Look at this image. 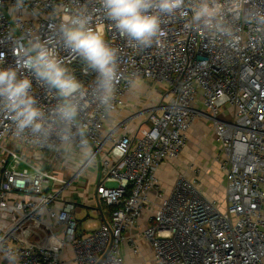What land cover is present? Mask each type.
<instances>
[{"label": "built area", "instance_id": "built-area-1", "mask_svg": "<svg viewBox=\"0 0 264 264\" xmlns=\"http://www.w3.org/2000/svg\"><path fill=\"white\" fill-rule=\"evenodd\" d=\"M244 2L246 8L264 9V0ZM82 4L117 50L121 77L112 107L105 111L96 101L95 73L57 44L66 67L88 92L78 117L86 147L75 128L65 144L58 129L47 138L17 135L0 115L4 258V250L12 249L17 264H65L63 249L71 245L76 264H127L122 245L140 254L135 229L149 211L140 236L150 245L154 264H264V26L228 16L233 46L228 37L211 39L185 21L165 19L164 47L142 50L102 20L97 0H0V65L14 66L22 41L46 40L63 8ZM21 76L33 79L38 106L46 113L55 107L54 90L29 72ZM136 77L153 88L145 93V108L127 112L135 103L128 101L134 90L129 80ZM142 115L145 119L132 126ZM198 119L211 124L219 143L225 209L203 193L199 179L178 172L167 192L158 178L160 167L182 154ZM83 178L95 179L93 200L74 196L73 184ZM86 207L99 217V226L80 223ZM37 233L41 238L32 239ZM54 239L57 244L51 245Z\"/></svg>", "mask_w": 264, "mask_h": 264}, {"label": "clouds", "instance_id": "clouds-1", "mask_svg": "<svg viewBox=\"0 0 264 264\" xmlns=\"http://www.w3.org/2000/svg\"><path fill=\"white\" fill-rule=\"evenodd\" d=\"M102 20L109 22L127 40L130 47L146 50L164 47L162 24L165 19H180L188 28L208 33L211 39L228 37L235 46V32L227 17L264 26V9L246 8L244 0H97ZM54 34L46 40L38 36L23 41L15 53L14 66L0 65V115L13 125L17 135L25 132L37 138H47L58 129L60 139L70 144L73 128L81 137L86 129L79 124L83 101L88 95L82 82L66 67L57 44L73 54L95 73L92 90L96 101L108 111L121 74L118 71L117 50L111 47L86 5L64 7ZM23 71L54 90L58 102L49 112L38 106L32 94L33 79L21 76ZM132 89H140L139 77L129 80ZM9 264H17L12 249H5Z\"/></svg>", "mask_w": 264, "mask_h": 264}, {"label": "crops", "instance_id": "crops-1", "mask_svg": "<svg viewBox=\"0 0 264 264\" xmlns=\"http://www.w3.org/2000/svg\"><path fill=\"white\" fill-rule=\"evenodd\" d=\"M145 85V84H144ZM139 93L138 89H134L129 95H128V101L131 102L133 104V102H135L136 98H137V94ZM130 110H134L133 108H129L128 111ZM126 112V113H127ZM141 118V117H140ZM140 122V121H139ZM206 122L202 121V119H198L196 120L193 125L191 126L189 132H188V142L187 145L189 144V141H192V139L194 138V136H198L203 132V125ZM210 127L211 124L209 122H207ZM207 125V124H205ZM132 126H135L132 125ZM211 139H212V146H214V151H215V160H216V156L219 153V143L216 140V137L214 135V132L212 130L211 127ZM187 145L184 149V151L182 152V154L175 160L172 161H177L176 163H173L172 165L169 164L172 161H169L168 163L163 164L159 171H158V178L161 181L162 185L164 186V188L166 189L167 192H169V190L171 189L172 185L167 188L164 184H166V180H168V178L171 176H175L178 172H183L188 178L190 179H199L200 181V185L202 188V178L199 176L203 166H202V162L200 161H190L191 155L189 156L190 151L187 148ZM189 148V147H188ZM217 162V161H216ZM218 164V162H217ZM218 166L220 167V165L218 164ZM221 170V168H220ZM93 169H89V176L93 175ZM192 172H194L195 174L193 175ZM221 172L223 173V171L221 170ZM223 177H224V189L223 191H221L219 188L217 190L216 194H209L207 195L205 191H203V193L210 198L211 200H215L217 201V203H219L220 207L222 209H225L227 206V200H226V179H225V174L223 173ZM88 179V178H87ZM173 179V182H174ZM83 181L85 179H82ZM81 180V181H82ZM170 180V179H169ZM223 192V196L219 197V193ZM82 199V198H81ZM150 215V212H146L141 220H140V226L139 228L135 229V233H136V241L138 242V244L140 245V254H134L132 248L130 247V245L126 242L123 243L122 245V250H123V254L125 256L126 259V263L127 264H154L153 262V253L151 250L150 245L144 240L142 239V237L140 236L141 233V229H143L145 226H147V222H148V217ZM1 217V214H0ZM83 224V221L80 222ZM55 231L57 232V238H62L63 234L62 231L60 230V228H55ZM32 239L38 240L41 238V235L39 236V233H37L35 236H31ZM51 245H56L57 244V239L51 240L49 242ZM63 260L65 262V264H76L73 261V257H74V252H73V248L71 245H67L65 246V248L63 249ZM0 264H9V262L4 258L3 254L0 252Z\"/></svg>", "mask_w": 264, "mask_h": 264}, {"label": "rangeland", "instance_id": "rangeland-1", "mask_svg": "<svg viewBox=\"0 0 264 264\" xmlns=\"http://www.w3.org/2000/svg\"><path fill=\"white\" fill-rule=\"evenodd\" d=\"M145 84V85H144ZM153 86L147 85L146 83H143V87L138 89L139 93L137 94L138 97L135 100V103L130 108L133 109H142L145 108L147 105L148 98L145 96V93H147L148 89H152ZM157 90L159 92L163 91L162 88L157 87ZM126 113V112H125ZM144 114V112H142ZM145 115H142L141 118L136 119L133 124L139 123V121L144 120ZM202 121L206 122L203 125V132L198 135L194 136L192 141H189V144L187 145V148L191 155L190 161H200L202 162V166L204 169H202L200 173V177L202 178V190L206 192L207 195L216 194L218 188L223 191L224 189V177L223 173L220 170V167L218 166L215 158H214V146H212L211 142V127L207 123L205 119H202ZM189 147V148H188ZM177 161H172L169 164L176 163ZM168 163V162H166ZM194 175L195 173L192 172ZM85 179L84 181L79 180L74 182V186L72 187V190L74 191L75 198H82L83 201H90L93 200L95 195V186L94 182L95 179ZM170 179V180H169ZM173 177H169L168 180H166V184H164L167 188H169L173 183ZM217 189V190H216ZM223 196V192L219 193V197ZM109 218V215L106 214ZM81 218H84L83 223L85 226L88 227H97L100 224V219L96 215L93 214V211L91 208L86 207L84 212L80 215ZM1 219V217H0ZM93 221V222H89ZM1 223V220H0Z\"/></svg>", "mask_w": 264, "mask_h": 264}]
</instances>
